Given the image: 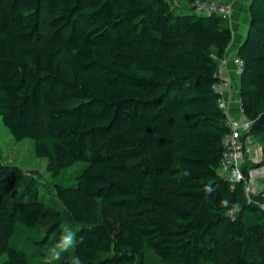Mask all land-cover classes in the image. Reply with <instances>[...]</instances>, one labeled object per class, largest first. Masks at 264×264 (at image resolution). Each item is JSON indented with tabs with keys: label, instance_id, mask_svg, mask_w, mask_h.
<instances>
[{
	"label": "trees",
	"instance_id": "16d2710c",
	"mask_svg": "<svg viewBox=\"0 0 264 264\" xmlns=\"http://www.w3.org/2000/svg\"><path fill=\"white\" fill-rule=\"evenodd\" d=\"M178 1L0 0V117L48 159L70 220L37 170L0 155V264H148L149 249L170 264H264V208L218 171L229 19ZM237 56L264 142V0ZM52 237L68 249L48 256Z\"/></svg>",
	"mask_w": 264,
	"mask_h": 264
},
{
	"label": "built area",
	"instance_id": "2783aa9c",
	"mask_svg": "<svg viewBox=\"0 0 264 264\" xmlns=\"http://www.w3.org/2000/svg\"><path fill=\"white\" fill-rule=\"evenodd\" d=\"M198 13H216L230 18L233 11V3L230 0H195L192 3ZM227 57L219 60L220 79L215 82L214 87L220 93V106L226 111V124L228 131L223 137L224 152L221 160V167L224 169V176L229 177L231 187L235 188L238 183L243 182L244 194L249 202H255L264 208V202L256 200L253 195L258 193L256 181L264 183V177L259 173H254L258 168L264 167V146L261 143H254V133L252 132V122L248 119L240 106L239 113L233 114L230 109V95L234 90L232 83L224 77ZM233 61L236 65L237 73L243 71V60L235 56ZM248 160L261 164L260 166L245 172L244 166ZM237 208L231 209L233 214Z\"/></svg>",
	"mask_w": 264,
	"mask_h": 264
},
{
	"label": "rangeland",
	"instance_id": "374dc122",
	"mask_svg": "<svg viewBox=\"0 0 264 264\" xmlns=\"http://www.w3.org/2000/svg\"><path fill=\"white\" fill-rule=\"evenodd\" d=\"M186 3L184 0L178 1L175 5V10L177 12H184ZM235 92V90H234ZM41 115V120L43 119ZM259 135V133H255ZM254 143H261L264 146V142L259 136H254ZM0 155L2 156L4 162L10 164H17L23 168V170L28 173L32 170L38 171V178L41 186V196L45 198L51 204L56 205L61 211H63L64 218L66 220L67 227H70V220L68 218V213L65 210L63 203L56 196L54 189V177L51 170L48 167V159L46 157H39L35 153V141L33 138L26 137L21 140H16L10 133L9 129L4 125L2 118L0 117ZM261 164L255 163L252 160H248L244 166L245 171L254 169ZM218 171L224 175V169L220 166ZM259 173H262L259 171ZM256 200L264 202V190H259L258 193L253 195ZM62 249H68L65 241H60L56 243L54 237H52L47 244L42 247L48 256L51 255L52 251L59 252ZM72 257H74V254ZM146 257L148 264H170L168 262L162 261L156 256L152 250H147ZM4 256L0 258V262L3 260ZM212 264V263H206Z\"/></svg>",
	"mask_w": 264,
	"mask_h": 264
},
{
	"label": "crops",
	"instance_id": "0c3cea01",
	"mask_svg": "<svg viewBox=\"0 0 264 264\" xmlns=\"http://www.w3.org/2000/svg\"><path fill=\"white\" fill-rule=\"evenodd\" d=\"M233 3V11L229 18V24L232 29V41L230 42L226 57L224 77L232 83L233 94L230 95V109L237 115L241 106L240 95V74L236 71V65L233 58L237 55L239 46L244 41L250 24V4L252 0H230Z\"/></svg>",
	"mask_w": 264,
	"mask_h": 264
},
{
	"label": "water",
	"instance_id": "95a60500",
	"mask_svg": "<svg viewBox=\"0 0 264 264\" xmlns=\"http://www.w3.org/2000/svg\"><path fill=\"white\" fill-rule=\"evenodd\" d=\"M192 8H194V5L192 6ZM256 188L258 190H264V183L262 181H260V180H257L256 181Z\"/></svg>",
	"mask_w": 264,
	"mask_h": 264
},
{
	"label": "bare ground",
	"instance_id": "6f19581e",
	"mask_svg": "<svg viewBox=\"0 0 264 264\" xmlns=\"http://www.w3.org/2000/svg\"><path fill=\"white\" fill-rule=\"evenodd\" d=\"M259 171L262 172V173H259ZM254 173H259L260 175H262L264 177V167H261V168L256 169L254 171Z\"/></svg>",
	"mask_w": 264,
	"mask_h": 264
},
{
	"label": "clouds",
	"instance_id": "9594fccd",
	"mask_svg": "<svg viewBox=\"0 0 264 264\" xmlns=\"http://www.w3.org/2000/svg\"><path fill=\"white\" fill-rule=\"evenodd\" d=\"M68 237H62V241H67Z\"/></svg>",
	"mask_w": 264,
	"mask_h": 264
}]
</instances>
